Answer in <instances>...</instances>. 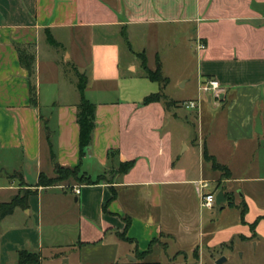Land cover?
<instances>
[{"label":"crops","instance_id":"obj_1","mask_svg":"<svg viewBox=\"0 0 264 264\" xmlns=\"http://www.w3.org/2000/svg\"><path fill=\"white\" fill-rule=\"evenodd\" d=\"M173 32L189 40L195 52L198 109L183 106L193 98L176 100L166 93L175 104L142 103L159 91V84L147 78L137 54L146 56L150 69L158 58L170 81L171 57L182 64V51L167 47ZM48 34L57 45L47 41ZM198 42L203 49H196ZM17 46L33 52L31 75L20 64ZM78 73L86 77L85 97L95 104L92 141L82 159L76 119ZM209 78L216 79L220 88L201 94L198 83ZM187 83L184 79L181 87ZM30 84L36 90V106L30 103ZM178 108L199 115L201 124H206V137L201 128L193 137L174 139L173 128L183 120ZM257 117L261 132L255 131ZM44 123L56 163L79 165L92 179L99 175L105 179L68 189L36 187L41 172L53 176ZM218 128L216 152L207 138ZM203 148L230 172L217 187L212 184L219 176L204 160ZM128 160L134 164L126 173L111 172ZM251 169L264 171V0H0V173L17 172L24 187L37 190L27 197V207H16L0 218V264H16L22 249L42 257L43 232L51 235L46 245L75 251L87 242V226L100 239L113 236L127 243L126 257H132L161 232L175 237L163 217L154 213L167 193L178 195L181 209L186 194L197 193L202 211L199 181H206L211 191L216 188L215 203L208 210L225 202L224 195L219 200L221 188L228 194L242 192L247 206L245 223L240 220L219 239L212 233L206 247L237 232L247 236L249 224L264 215V173L249 175ZM110 186L117 194L108 201ZM76 187L79 193L74 192ZM18 188L0 174V202L9 201ZM122 190L138 192L150 207L146 223L131 220L126 230L125 237L133 242L119 236L125 227L122 217L130 216L120 202ZM5 191L7 197H1ZM72 223L78 231L76 243L65 236ZM254 230L264 237L263 219ZM188 231L193 236L191 248L198 246L195 234L204 237V233L191 227ZM137 238L142 240L140 246ZM64 255L65 250L57 251L50 259L57 264ZM119 260L113 262L127 264Z\"/></svg>","mask_w":264,"mask_h":264},{"label":"rangeland","instance_id":"obj_2","mask_svg":"<svg viewBox=\"0 0 264 264\" xmlns=\"http://www.w3.org/2000/svg\"><path fill=\"white\" fill-rule=\"evenodd\" d=\"M175 46L177 47V50L182 51V64H176L174 56H172L169 60L170 63L167 66V70L172 79L165 86L164 92L172 99L176 100L190 98L196 99L195 52L191 49L189 40H186L184 36H181L180 32H173L170 40L167 41V47L169 49H175ZM183 73L186 75L184 76L186 78H182L179 81L180 77L184 75ZM184 79L188 80L186 88L181 87V83ZM172 102L175 104V102L171 100V103ZM177 113L183 120L181 123L182 129L179 127L181 126L179 123L177 128H173L175 140H178L180 137H185L186 135L187 137H190V135L193 137L200 134L201 128L203 130L204 137H206V124H201L199 115H197L196 112L178 108ZM185 116H188L187 120L185 119ZM219 134L220 131L218 128L216 129L213 137L207 138L208 143H210L211 147H213L216 152H218L217 149L220 144ZM213 169L219 177L213 182L212 187H217L220 183V179L224 177L226 173L223 169ZM55 173L56 172L53 169V176H55ZM255 173L262 174L264 171L262 170L261 172H257L255 169L249 170V175H253ZM0 174L4 175L9 181L18 185V193L20 195L24 193V190L27 187H24V184L20 181L19 174L17 172ZM72 184H77L73 178H68L66 181L58 183V185L67 189L69 186H72ZM253 184H256L258 187L260 183L253 182ZM261 185L264 186V182H262ZM208 189L211 191L210 187ZM215 189L216 188L211 191L213 195L215 193ZM220 190H222V192L219 195V200L222 199L224 195L225 202L218 204L216 210L203 208L202 211H199L198 208L197 193L195 194L194 192H191L186 194L183 209L180 208V199H178V195L175 193H167L163 198L161 206L154 209V213L163 217L165 222L164 226L175 234V237L171 238L167 234L161 232L159 236L155 237V242L151 246L150 251L147 252L146 249L148 248V242L145 245L143 243V249L146 250L142 252L135 250V254L132 255L135 260L130 261V257H126L128 253L127 243H122L116 240L113 236H107L105 240L100 239L96 233L90 230L87 226V233L85 234L87 242L81 243L80 247L75 251L66 249V247H50V245H46L50 242L51 235L50 232H43V241L45 245L42 249V262L43 264H55L51 261L50 255L57 251L65 250L64 257L61 259V262L58 261L57 264H103L109 261H117L118 259H120L119 261H126L127 264H216V260L221 256H224L226 260L220 264H264V237L258 236L255 230H252L250 227V231L247 236L244 234L236 235L238 234L237 232L227 241L206 247V239L209 238L212 233L216 232L215 239H219L231 232V227L237 225L241 220L240 207L244 202L241 197L242 192L237 191L236 193L233 190L232 193L228 194L223 188ZM7 195L8 192L5 191L4 195H1V197H7ZM226 195L230 197L228 198ZM120 202L125 211H127L132 217L131 220H134V224L135 221L146 223V213L150 209L149 203L142 199L138 192L132 194L129 191L122 190ZM190 227L200 229V231L204 233V237H201V235L196 232V243L199 245L193 248L190 246L193 241V236L188 233L190 232L188 231ZM136 228L139 227L137 226ZM2 229L3 227H1L0 223V232ZM139 232L143 233V230L140 229ZM208 233L209 235H207ZM56 236L59 237V233ZM65 236L70 238L72 242L76 243L78 239V231L76 230V227L73 225ZM119 236L122 237V233L119 234ZM137 240L138 245L142 243L141 238H137ZM63 260L68 262H63Z\"/></svg>","mask_w":264,"mask_h":264},{"label":"trees","instance_id":"obj_3","mask_svg":"<svg viewBox=\"0 0 264 264\" xmlns=\"http://www.w3.org/2000/svg\"><path fill=\"white\" fill-rule=\"evenodd\" d=\"M47 41L51 45H57V43L51 37L50 34L47 35ZM16 48H17V53H18L20 64L28 71L29 75H31L33 72V61H34L33 52H30L28 51V49H26L25 47H21V46H17ZM137 55L141 60V65H142V68L147 78H149L151 81H156L159 84V91L157 93L146 96L143 99L142 103L147 104L152 101L168 100L167 96L165 95L164 88L169 82V80H168V77L165 76L162 72L160 60L157 58L155 68L150 69L147 66L146 56L144 54H137ZM85 85H86V77L84 76V74L78 73L77 88L80 93V100H79V103L77 104L76 119L79 125V157L80 159H82L85 156L91 144L92 133L94 129V117H95V104L89 101L84 95ZM29 92H30V103L31 105L36 106L37 105L36 90L32 84H30L29 86ZM168 102H171V100H168ZM44 130H45L47 140H48V145L51 151L50 152L51 162L53 164V169L56 173H55V176L49 177L45 173L41 172L39 174L36 187L38 186L50 187V186L58 185L59 182L66 181L68 178H73V180L77 184H84V185L98 183L100 180L105 179L106 177L105 175H99L95 179H92L86 173L81 172L79 165H76L74 167H63L59 165L58 163H56L54 161V155L51 150V143H50V138H49L50 131L46 123H44ZM202 156L205 161H208L211 163V166L213 168L223 169L226 175L229 176L230 172L228 168L217 163L215 158L207 152L206 148H203ZM133 164H134V160L120 162L117 168L113 169L111 172L119 173V174L126 173L133 166ZM19 179L21 180V178ZM36 191L37 190H33L31 188H26L23 194L20 195L19 193H16L15 195L11 197L9 201L0 202V218L11 214L16 207H21V208L27 207V197L33 193H36ZM110 191H111V197L109 198L108 201L114 199L117 194L113 186H110ZM246 210H247V206L243 202L240 207L241 222L243 224L245 223L244 216H245ZM122 218H123V221L125 222V227L122 232V239L129 241V242H133V239L125 237L126 230L131 223V218L130 216H123ZM261 219H264V215L257 216L254 219V221L249 224V227L252 230H254L255 226ZM154 242H155V238H153L149 242L147 252L151 250V246L153 245ZM41 261H42V257L40 256L38 252H33V251L26 250V249H22V250H19L17 253L16 264H41ZM106 264H125V263L112 262V263H106Z\"/></svg>","mask_w":264,"mask_h":264},{"label":"built area","instance_id":"obj_4","mask_svg":"<svg viewBox=\"0 0 264 264\" xmlns=\"http://www.w3.org/2000/svg\"><path fill=\"white\" fill-rule=\"evenodd\" d=\"M204 48V44L198 42L196 45V49L201 50ZM220 88L219 82L216 79H205L198 83V91L201 94L215 92L217 93L218 89ZM183 106L186 109H198L199 108V98L187 100L183 102ZM199 204L201 207L211 209L214 204V195L213 193L207 189L208 183L206 181H199ZM75 193H79V188H74Z\"/></svg>","mask_w":264,"mask_h":264},{"label":"water","instance_id":"obj_5","mask_svg":"<svg viewBox=\"0 0 264 264\" xmlns=\"http://www.w3.org/2000/svg\"><path fill=\"white\" fill-rule=\"evenodd\" d=\"M255 131L256 132H261V122H260L259 117H257L256 120H255ZM110 179H112V175L108 176V180H110ZM129 259L130 260H135V258H132V257H130ZM225 260H226V258L224 256H221V257H219L216 260V264H220V263H222Z\"/></svg>","mask_w":264,"mask_h":264}]
</instances>
